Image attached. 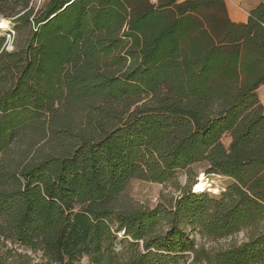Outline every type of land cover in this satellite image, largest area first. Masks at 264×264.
Wrapping results in <instances>:
<instances>
[{
	"label": "trees",
	"instance_id": "16d2710c",
	"mask_svg": "<svg viewBox=\"0 0 264 264\" xmlns=\"http://www.w3.org/2000/svg\"><path fill=\"white\" fill-rule=\"evenodd\" d=\"M1 16L28 34L10 50L0 29V264H264V2L244 23L225 0H0ZM200 163L230 184L183 186ZM133 179L179 194L137 205Z\"/></svg>",
	"mask_w": 264,
	"mask_h": 264
},
{
	"label": "rangeland",
	"instance_id": "374dc122",
	"mask_svg": "<svg viewBox=\"0 0 264 264\" xmlns=\"http://www.w3.org/2000/svg\"><path fill=\"white\" fill-rule=\"evenodd\" d=\"M45 0H36L37 6H42ZM8 21V27L2 29L5 32L6 36L10 34V39L14 44L10 46L12 50L15 44H23L27 38L28 31L24 30L21 33L14 31L13 22L9 18L0 17ZM2 35V34H1ZM258 96L261 103L264 106V85H262L258 90ZM231 138L225 136L223 142L226 146L230 144ZM207 165L205 163H200L192 166L188 171H179L178 172V181L183 185L191 184L195 187H201L203 190H210L212 187H218L219 194L222 192L231 182V179L226 176L214 175L206 173ZM212 192V191H211ZM214 193V192H213ZM179 193L176 191V188L172 187L170 184L164 185L159 183H150L138 179H133L128 187L125 190V195L130 199L134 204L145 206V207H154L160 201L165 200V198H171L177 196ZM216 194V193H214ZM249 238V233L247 231H241L229 238L222 239L216 243L207 242V246L215 247H228L232 244H240L246 241ZM198 242H204L202 239L197 238ZM36 262H45L40 254H33ZM82 264H92L88 258L82 260ZM180 264H186L181 262Z\"/></svg>",
	"mask_w": 264,
	"mask_h": 264
},
{
	"label": "crops",
	"instance_id": "0c3cea01",
	"mask_svg": "<svg viewBox=\"0 0 264 264\" xmlns=\"http://www.w3.org/2000/svg\"><path fill=\"white\" fill-rule=\"evenodd\" d=\"M229 18L236 23H244L248 20L251 10L264 0H225Z\"/></svg>",
	"mask_w": 264,
	"mask_h": 264
},
{
	"label": "bare ground",
	"instance_id": "6f19581e",
	"mask_svg": "<svg viewBox=\"0 0 264 264\" xmlns=\"http://www.w3.org/2000/svg\"><path fill=\"white\" fill-rule=\"evenodd\" d=\"M7 20H5V19L0 20V29H5L6 27H8V21ZM210 190L216 194L219 192L218 187H212V188H210Z\"/></svg>",
	"mask_w": 264,
	"mask_h": 264
},
{
	"label": "built area",
	"instance_id": "2783aa9c",
	"mask_svg": "<svg viewBox=\"0 0 264 264\" xmlns=\"http://www.w3.org/2000/svg\"><path fill=\"white\" fill-rule=\"evenodd\" d=\"M10 37H11L10 34H8L7 38H8V40H9V46H11V43H12Z\"/></svg>",
	"mask_w": 264,
	"mask_h": 264
}]
</instances>
